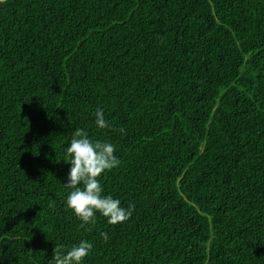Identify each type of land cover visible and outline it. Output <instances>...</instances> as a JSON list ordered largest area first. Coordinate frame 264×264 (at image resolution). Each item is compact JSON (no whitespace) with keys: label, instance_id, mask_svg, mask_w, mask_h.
I'll return each mask as SVG.
<instances>
[{"label":"trees","instance_id":"1","mask_svg":"<svg viewBox=\"0 0 264 264\" xmlns=\"http://www.w3.org/2000/svg\"><path fill=\"white\" fill-rule=\"evenodd\" d=\"M76 129L115 145L127 221L66 208ZM81 240L85 264H264V0H0V264Z\"/></svg>","mask_w":264,"mask_h":264},{"label":"clouds","instance_id":"2","mask_svg":"<svg viewBox=\"0 0 264 264\" xmlns=\"http://www.w3.org/2000/svg\"><path fill=\"white\" fill-rule=\"evenodd\" d=\"M94 116L98 129L111 127L102 109H97ZM65 153L70 164L67 182L63 185L69 189L65 206L81 221L82 226L94 225L97 214L107 218L111 225L127 221L134 205L125 208L120 199L105 195L98 179L120 165L115 145L109 141L94 140L86 130L76 129ZM100 235L104 241L109 238L106 232ZM92 248L93 244L87 240H81L67 249L55 248L48 264H85Z\"/></svg>","mask_w":264,"mask_h":264}]
</instances>
